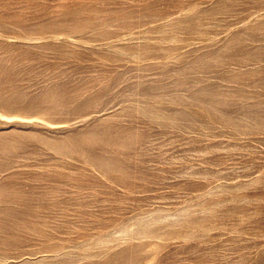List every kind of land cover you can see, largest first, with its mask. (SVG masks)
I'll list each match as a JSON object with an SVG mask.
<instances>
[{
	"label": "rangeland",
	"instance_id": "obj_1",
	"mask_svg": "<svg viewBox=\"0 0 264 264\" xmlns=\"http://www.w3.org/2000/svg\"><path fill=\"white\" fill-rule=\"evenodd\" d=\"M0 264H264V0H0Z\"/></svg>",
	"mask_w": 264,
	"mask_h": 264
}]
</instances>
